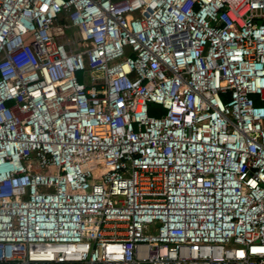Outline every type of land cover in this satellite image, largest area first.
Segmentation results:
<instances>
[{"label":"built area","instance_id":"1","mask_svg":"<svg viewBox=\"0 0 264 264\" xmlns=\"http://www.w3.org/2000/svg\"><path fill=\"white\" fill-rule=\"evenodd\" d=\"M0 264H264V0H0Z\"/></svg>","mask_w":264,"mask_h":264},{"label":"rangeland","instance_id":"2","mask_svg":"<svg viewBox=\"0 0 264 264\" xmlns=\"http://www.w3.org/2000/svg\"><path fill=\"white\" fill-rule=\"evenodd\" d=\"M151 106V114L153 113V110H154V115H158V114H160V113H162V108L161 107H158V106H156V105H150Z\"/></svg>","mask_w":264,"mask_h":264},{"label":"trees","instance_id":"3","mask_svg":"<svg viewBox=\"0 0 264 264\" xmlns=\"http://www.w3.org/2000/svg\"><path fill=\"white\" fill-rule=\"evenodd\" d=\"M152 114H154V110H153V113ZM157 115V114H156Z\"/></svg>","mask_w":264,"mask_h":264}]
</instances>
